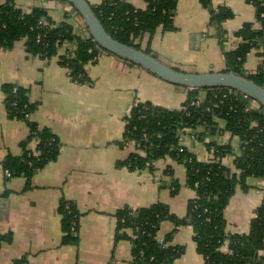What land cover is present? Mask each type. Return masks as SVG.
<instances>
[{
	"label": "crops",
	"instance_id": "1",
	"mask_svg": "<svg viewBox=\"0 0 264 264\" xmlns=\"http://www.w3.org/2000/svg\"><path fill=\"white\" fill-rule=\"evenodd\" d=\"M46 1L54 22L68 20L78 34L87 33L83 19L72 12L69 3ZM131 1L138 8L147 7L146 0ZM42 2L17 0L25 11ZM211 6L214 10L226 6L234 13L223 22L224 34L211 24V9L200 0H178L175 29L165 31L160 26L153 36L143 37L142 47L159 55L157 48L165 45L169 55L159 58L181 70L224 71V50L240 43L235 32L246 22L256 27L259 23L255 7L247 0H211ZM25 43L22 39L10 48L0 47V264H129L133 245L130 239L117 237L116 211L163 202L173 213L185 216L189 200L196 193L186 185V167L170 156L156 162L154 174L118 165L137 151L134 141L122 143L125 118L137 101L180 108L189 89L107 51L96 63L87 64L89 81L80 83L59 63L61 55L76 48L75 43H64L50 59L29 53ZM261 62L258 50L253 49L246 59L245 72L256 73ZM5 84L28 89L29 99L35 104L31 120L48 128L60 141L58 158L37 171L30 181L22 175L10 176L4 166L9 156L23 154L30 135L26 121L11 118L7 112ZM224 126L220 121L221 130L209 139L232 144L234 152L222 161L235 171L240 141ZM196 131L183 132L182 143L199 160L209 161L213 155ZM37 145L38 140L33 139L28 147L36 150ZM168 166L174 168L181 184L176 194L161 182L167 178L164 172ZM248 184L247 189L237 187L225 209L229 234L249 232L251 220L264 200V177H250ZM63 198L72 201L81 214L76 245L61 243L59 203ZM174 226L171 221L163 222L159 238L164 239ZM172 244L185 246V252L173 264H204L191 226L180 227ZM223 250L228 246L224 245Z\"/></svg>",
	"mask_w": 264,
	"mask_h": 264
},
{
	"label": "trees",
	"instance_id": "2",
	"mask_svg": "<svg viewBox=\"0 0 264 264\" xmlns=\"http://www.w3.org/2000/svg\"><path fill=\"white\" fill-rule=\"evenodd\" d=\"M247 1L256 9L259 27L246 22L235 32L240 43L234 49L224 50L227 66L224 71L233 70L264 86V0ZM146 2V8L136 7L131 0H102L99 4H91L113 37L143 48L141 40L146 34L153 36L160 26L165 31L175 29L178 0ZM200 2L211 9V24L224 34L223 22L234 16L233 11L226 6L212 9L211 0ZM22 39L26 40L29 53L44 59L57 55L64 43H75L76 48L61 55L59 63L74 81L80 83L89 81L87 64L96 63L106 51L88 30L81 35L68 20L54 22L43 5L25 11L17 0H0V47L10 48ZM253 49L258 50L262 62L256 73H246L245 62ZM146 50L151 52L149 48ZM3 89L9 116L26 121L30 128L23 154L9 156L4 166L10 176L22 175L30 181L37 171L58 158L60 141L48 128H41L31 120L35 104L29 99L27 88L5 84ZM201 92H205L204 98L200 97ZM251 101L229 87H206L189 89L186 100L176 109L151 101L135 103L125 118L122 143L134 141L137 151L118 165L154 174L156 162L170 156L186 167V185L196 194L189 200L185 216L173 213L163 202L137 208L125 206L116 211L117 237L130 239L133 245L129 264H173L185 252V246L172 244L175 233L182 226L192 227L193 239L198 253L204 257V264H264V200L247 233L229 234L225 218V209L237 187L247 189L250 177H264V106L258 102V106H253ZM220 121L225 123L223 129L231 131L240 141L241 153L235 159V171L222 161L234 152L232 144L205 141L221 130ZM199 128L203 130L197 132ZM187 130L196 131L198 139L206 144L213 155L209 161L199 160L183 145L182 134ZM33 139L38 140L36 150L28 147ZM164 175L167 178L161 182L176 194L181 184L175 177L174 168L168 166ZM59 212L63 231L61 243L78 244L81 214L66 198L60 201ZM165 221H171L175 226L160 240L159 230ZM224 245L228 250H223Z\"/></svg>",
	"mask_w": 264,
	"mask_h": 264
},
{
	"label": "water",
	"instance_id": "3",
	"mask_svg": "<svg viewBox=\"0 0 264 264\" xmlns=\"http://www.w3.org/2000/svg\"><path fill=\"white\" fill-rule=\"evenodd\" d=\"M72 4L83 19L88 33L107 52L142 67L151 74L175 85L194 90L206 87H229L264 106V86L246 75L229 71L192 72L171 66L144 48L126 44L105 28L89 0H63Z\"/></svg>",
	"mask_w": 264,
	"mask_h": 264
},
{
	"label": "rangeland",
	"instance_id": "4",
	"mask_svg": "<svg viewBox=\"0 0 264 264\" xmlns=\"http://www.w3.org/2000/svg\"><path fill=\"white\" fill-rule=\"evenodd\" d=\"M69 6V8L71 9V10H73L72 9V6L70 7V5H68ZM75 15H77L75 12H74V10L72 11ZM218 28V27H217ZM162 44V43H161ZM157 51H158V53H160L159 55H161V57H168V55H169V51L167 50V47L165 46V45H163L162 44V47H158L157 48ZM153 54L155 55V56H157L158 58H159V55L157 54V53H155L154 51H153ZM247 73V72H246ZM202 95V94H201ZM201 97V96H200ZM205 97V95L204 96H202L201 98H204ZM252 102H254V104H256L257 102H255V101H251V103ZM252 105V104H251ZM206 142H209L210 141V139H209V136L206 138V140H205Z\"/></svg>",
	"mask_w": 264,
	"mask_h": 264
},
{
	"label": "built area",
	"instance_id": "5",
	"mask_svg": "<svg viewBox=\"0 0 264 264\" xmlns=\"http://www.w3.org/2000/svg\"><path fill=\"white\" fill-rule=\"evenodd\" d=\"M42 1L43 2L40 5H43V6H45L47 8L48 7L47 1L46 0H42ZM179 229H180V227H179ZM160 240H163V239H160Z\"/></svg>",
	"mask_w": 264,
	"mask_h": 264
}]
</instances>
